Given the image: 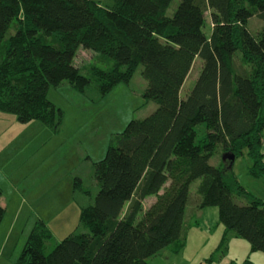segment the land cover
Wrapping results in <instances>:
<instances>
[{
  "label": "trees",
  "instance_id": "obj_1",
  "mask_svg": "<svg viewBox=\"0 0 264 264\" xmlns=\"http://www.w3.org/2000/svg\"><path fill=\"white\" fill-rule=\"evenodd\" d=\"M248 1L264 20V0H181L173 15L172 0H0V49L18 15L28 21L10 39L0 64V112L56 129L62 112L47 97L50 87L71 80L83 92L96 82L106 94L129 83L140 65L148 82L145 98L157 103L149 115L130 120L94 162L100 188L79 217L87 230L67 235L47 252L53 233L40 219L16 264H151L164 248H181L191 204L218 207L225 232L264 252V198L234 171L247 150L248 175L264 180V29L255 34L248 26L254 15ZM206 8L211 36L204 31ZM52 36L58 45L45 40ZM81 47L112 58L113 68L98 70L96 78L82 75L75 65ZM237 52L253 75L237 69ZM196 57L203 60L201 71L182 97ZM219 151L235 154V160L213 164ZM73 190L87 192L79 178ZM150 196L156 200L144 209ZM4 215L0 204V225Z\"/></svg>",
  "mask_w": 264,
  "mask_h": 264
},
{
  "label": "rangeland",
  "instance_id": "obj_2",
  "mask_svg": "<svg viewBox=\"0 0 264 264\" xmlns=\"http://www.w3.org/2000/svg\"><path fill=\"white\" fill-rule=\"evenodd\" d=\"M97 1L105 5L114 3V0ZM180 1L172 0L168 15H173ZM246 5L254 12L248 26L258 34L264 29V20L257 17V9L250 5V1ZM205 17L204 31L211 36L214 25L208 8L205 10ZM27 27L26 17L18 15L0 49V64L5 58L10 39L23 33ZM45 40L58 45L55 36ZM235 59L238 70L253 75V67L243 61L241 53L237 52ZM75 65L82 75L96 78L98 70L112 69L114 60L81 47L75 58ZM202 65L203 60L196 57L182 88V97H186L193 88ZM142 70L143 65H140L129 83H120L106 94L100 91L96 82L90 83L83 92L77 91L71 80H64L59 85L50 87L47 97L62 112V116H59L60 125L56 129L46 126L40 120L22 123L16 115L0 112V188L3 191L0 204L7 205L0 229V245L4 239L3 233H6L17 209L20 207L23 211L16 229L7 239L0 264H11L10 261L19 257L24 249L32 226L23 224L31 222L32 219L27 218L29 212L39 213L40 219L51 222L50 227L55 233L47 241V252L67 235L87 230L81 226L78 213L73 215L72 212L79 199L84 202V207L91 206L99 191L100 186L94 176V162L105 156L108 146L115 142L130 120L145 117L157 107L155 101L145 98L148 82ZM198 129L202 134L204 126L200 125ZM262 150L264 153V136ZM222 161V151L216 152L211 159L215 165ZM250 165L252 160L245 150L235 160L234 171L247 189L264 198V180L248 175ZM77 178L81 180L86 193L73 192V183ZM198 184L199 181H195L191 185L192 195ZM22 200L27 202L21 207ZM71 200L73 202L62 209ZM150 202L151 199L144 201V209L150 206ZM129 205H126L123 214ZM194 219L192 216L186 219L188 241L181 254H172L173 259L167 262L160 254L149 259L151 264H200L204 259L210 264H264V252L253 251L249 241L235 232H224V224L220 227L215 225L210 230L206 223L195 225Z\"/></svg>",
  "mask_w": 264,
  "mask_h": 264
},
{
  "label": "crops",
  "instance_id": "obj_3",
  "mask_svg": "<svg viewBox=\"0 0 264 264\" xmlns=\"http://www.w3.org/2000/svg\"><path fill=\"white\" fill-rule=\"evenodd\" d=\"M46 126H48V125H46ZM48 127H50V126H48ZM196 188H195V191H196ZM17 191L19 192V189L18 188H17ZM73 192L75 193L74 190H73ZM193 197H196L195 196V193H194ZM72 199H74V198H72ZM147 199H151V201H152V202H150V205H151L156 200V196H150ZM78 201L79 202H77L75 204V207L73 209L72 214L74 213L73 215H75V213L76 214L78 213V220L80 222V219H79V217H80V211L84 207V202H81L80 199ZM26 202H25V200H22L21 201L22 205H20V206L21 207L24 206L26 204ZM72 202H73V200H71L69 202V204H67V205L65 204L66 206L64 205L62 209L68 207ZM2 206L5 208V214H6L7 205L6 204H3ZM58 213H60V212H58ZM22 214H23V211L19 207L17 209V211H16L13 219H12V222H10V224H9V227H8L7 231H5L6 233H3L4 234V239H3L2 244L0 245V256H2L3 253L5 252V247H6V244H7V239L12 236V233L16 229V224L18 223V221H19L20 217L22 216ZM39 216H40L39 213L33 214V213H30L29 212V216L27 218H29L28 220H30V219H32V220H31L30 223H29V221H27V222H25L23 224L32 225V226H30L31 227L30 230H29L30 232L35 227L36 223L38 222V219L40 220V217ZM188 216H192L193 219L195 218L194 219V222H195L194 224L195 225L200 226L201 224H205L206 223L207 229H210V230L213 227H215V225L216 226H219V227L221 225V223H219V208L218 207H216V206H208V207H205V208H199L197 206V204H194V205L191 204V205H189L187 207V214H186V218H185V222H184V230H183V233H182L183 242H182L181 248L178 251H175V246H169V247L164 248L162 251H160L155 256H158V255L161 254L163 256L165 262H167V261H170L171 259H173L172 254H176L178 256L179 254H181L182 250H184L186 248L188 239H187V235H186V231H185L186 230L185 224H186V219H187ZM4 218H5V215H4ZM4 218H3V221H4ZM191 220H192V218H191ZM46 223L48 224L49 228L51 229L52 233L54 234L55 231L50 227V223H51L50 220H46ZM1 225H2V223H1ZM1 225H0V229H1ZM30 232H29V234H30ZM17 259H18V257H16L12 261H10L11 264H16ZM206 260L207 259L202 260L200 262V264H203L204 262H207ZM207 263L210 264L209 262H207Z\"/></svg>",
  "mask_w": 264,
  "mask_h": 264
},
{
  "label": "water",
  "instance_id": "obj_4",
  "mask_svg": "<svg viewBox=\"0 0 264 264\" xmlns=\"http://www.w3.org/2000/svg\"><path fill=\"white\" fill-rule=\"evenodd\" d=\"M223 159L226 160V159H230L231 161H234L235 160V154H232V153H226L224 156H223ZM203 264H208L207 262H204Z\"/></svg>",
  "mask_w": 264,
  "mask_h": 264
}]
</instances>
